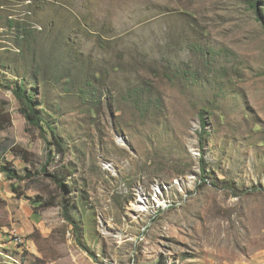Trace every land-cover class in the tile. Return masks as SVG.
<instances>
[{"label": "rangeland", "instance_id": "374dc122", "mask_svg": "<svg viewBox=\"0 0 264 264\" xmlns=\"http://www.w3.org/2000/svg\"><path fill=\"white\" fill-rule=\"evenodd\" d=\"M2 121L0 264H264V0H0Z\"/></svg>", "mask_w": 264, "mask_h": 264}, {"label": "trees", "instance_id": "16d2710c", "mask_svg": "<svg viewBox=\"0 0 264 264\" xmlns=\"http://www.w3.org/2000/svg\"><path fill=\"white\" fill-rule=\"evenodd\" d=\"M256 8H257V6H256ZM11 24L12 25H9V27L16 31L17 36H18L17 38H20V40L22 41V44L24 45V49L28 44L33 46V42H34L33 33L28 31L25 28V26H23V25H13V22H11ZM30 53H32V51ZM76 60L78 62L80 61L78 59H76ZM31 77L35 78V75H31ZM53 77H54L53 78L54 80L65 82V83L69 82L70 84H72L71 76H69L68 74H64L63 76H59L58 73H55L53 75ZM30 82H32V81L30 79H27V78H24L20 82H14L15 87L13 88V93H14L16 99L20 103V113L27 120L28 124L33 126L34 128H36L37 130H41V129L43 130L44 125H46L47 128L49 130H51V133L53 135V142L52 143L48 142V139H46V137H45V141L49 145V153H48L49 160H51V158L53 157V151L51 149L52 146L55 148L56 151L61 152L62 157L64 158L66 156L65 145H64L63 141L59 138L55 127L50 124L51 121L46 117L45 110L41 109L40 105L38 104V101H36V91L34 92L32 89L28 90V83H30ZM84 84H85L84 86H81V82H80L77 85V88L79 89V97L82 100L93 96L95 93V89H94L95 85L92 86V84L89 83L88 81H86V83H84ZM9 88H11V87H9ZM65 88L67 89V87H65ZM53 89L55 92H58L60 94L62 93V90H63L61 87H55ZM54 114H56L55 110L50 114V116H53ZM201 121L203 122V124H205L203 116L201 118ZM0 124H1L0 130H4L5 129V125H3L4 122L2 121ZM16 150H17V147H13L10 149H5L4 151L6 153L12 152L15 156H20L23 160L28 159V155L25 151H21V152H23V153H21V152H17ZM29 163H30V161H29ZM0 172L5 174V176L10 180H21L22 181V180H25V178H26V177H21L14 167H12L9 163L3 161V157H1V156H0ZM42 172L46 176L52 177L51 179L53 180L54 183L57 184V186L59 188L63 189V191L66 190L60 177L54 176V175H49V173L46 170V167L43 168ZM30 174L31 173H29V175H26V176L32 177ZM39 174H41V173H39ZM13 188L15 191L19 190L18 188H15V187H13ZM35 204H39L38 208H51L52 206H54V204H56V202L54 201L52 203H49V202L42 203L41 201H36ZM68 220H70V218H68Z\"/></svg>", "mask_w": 264, "mask_h": 264}, {"label": "bare ground", "instance_id": "6f19581e", "mask_svg": "<svg viewBox=\"0 0 264 264\" xmlns=\"http://www.w3.org/2000/svg\"><path fill=\"white\" fill-rule=\"evenodd\" d=\"M141 208H142V206H141ZM14 242H15V244H18V242H19V243H22L23 240L20 239V237H18V236L16 235ZM12 243H13V242H12ZM0 255H1V251H0Z\"/></svg>", "mask_w": 264, "mask_h": 264}, {"label": "crops", "instance_id": "0c3cea01", "mask_svg": "<svg viewBox=\"0 0 264 264\" xmlns=\"http://www.w3.org/2000/svg\"><path fill=\"white\" fill-rule=\"evenodd\" d=\"M8 248V247H7Z\"/></svg>", "mask_w": 264, "mask_h": 264}]
</instances>
